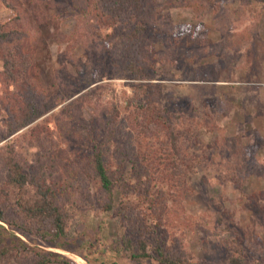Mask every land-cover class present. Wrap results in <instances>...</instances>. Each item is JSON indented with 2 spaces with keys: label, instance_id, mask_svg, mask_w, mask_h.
Wrapping results in <instances>:
<instances>
[{
  "label": "rangeland",
  "instance_id": "rangeland-1",
  "mask_svg": "<svg viewBox=\"0 0 264 264\" xmlns=\"http://www.w3.org/2000/svg\"><path fill=\"white\" fill-rule=\"evenodd\" d=\"M163 3L157 0L159 12L153 15L152 23L156 32L170 31L171 36L164 35L163 42L150 41V76H102L65 97L38 119H49L53 139L63 151L59 152L60 158L67 156L72 164L76 161L75 174L67 168L61 173L74 174L77 181H68L60 172L52 174V178L60 176L58 197L67 212L69 234L99 239L104 245L100 252L84 247L82 252L88 259L49 246L47 249L65 254L74 264H93L91 260L96 264H163L154 256L138 257L133 248L121 249L118 244L126 237L133 242L147 237L148 250L153 254L154 239L163 233L165 252L190 262L216 264L241 254L248 264H264V1L252 0L244 6L239 0H194L192 5L183 0V4L169 9ZM14 15L15 11L0 0V22L4 24ZM75 23L76 19L66 14L56 15L37 33L34 57L46 94L58 92L55 70L65 69V75L75 73L69 64L65 65L67 49L85 58L82 43L66 40L73 35ZM183 24L198 29L197 34L180 35L178 28ZM105 32H111V28L103 30L102 35ZM104 41H99V50L103 46L112 53L120 52L119 39ZM138 84L152 85L154 97L158 98L156 105L167 109L160 113L178 138L184 160L179 162L181 171L189 173L183 174L181 185L162 174L150 156L138 165L133 160L121 161L114 142L108 167L111 177L119 178L114 184L115 207L103 209L105 197L98 190V181L89 176L85 156L88 151H82L88 149L82 134H88L97 100L103 114L116 106L122 126L134 130V114L126 100ZM3 95L0 82V147L8 140L20 162L34 165L41 150L24 135L34 122L2 138L3 120L7 118ZM82 96L70 108L74 115L71 120L77 122L73 137L59 136L53 113ZM165 129L140 139L142 144L150 145L149 155L160 154V148L167 147L170 136ZM188 160H195L193 167L183 171L185 165L191 166ZM120 164L123 167H118ZM138 182L150 200L134 208L129 204L137 201L138 195L131 188ZM121 203L127 208L119 211ZM145 208L151 211L145 223L153 226L146 231Z\"/></svg>",
  "mask_w": 264,
  "mask_h": 264
},
{
  "label": "trees",
  "instance_id": "trees-1",
  "mask_svg": "<svg viewBox=\"0 0 264 264\" xmlns=\"http://www.w3.org/2000/svg\"><path fill=\"white\" fill-rule=\"evenodd\" d=\"M1 1L6 7L15 11L10 21L4 24L0 22L2 64L0 82L3 83V108L7 113V118L3 120L5 132L1 135L2 138L8 137L34 122L27 127L24 135L28 140L33 139V144L41 151L34 165L25 166L17 159L14 146L8 140L0 147V264H74L65 254L47 247L72 252L88 259L82 252L84 247L91 252H100L104 245L99 239L69 234L67 212L58 197V189L61 186V181L58 180L60 176L57 177L58 179L52 178V174L59 175V172L66 168L71 172L74 171L75 174L77 170L73 167L76 161L72 164L67 156L60 158L59 154L63 151L59 147V142L53 139V132L48 124L49 119H38L61 103L65 97L73 96L102 76L111 77L122 73L132 78L150 76L152 61L149 55V43L163 42L166 39L164 35L171 36V32L155 31L152 17L159 12L157 0ZM163 1L167 9L176 7L179 3L183 4V0ZM186 1L192 5L194 0ZM239 1L244 6L252 2V0ZM52 11H55L54 15ZM61 14L76 19L73 35L65 38L72 44L82 43L86 47V53L83 58L70 52L69 49L65 51L68 53L65 65L69 64L75 73L65 75V69L55 70L58 92L46 94L40 85V71L35 62L34 45L37 42V33L41 31L40 28L52 22L56 15ZM243 20L246 21V18ZM167 25L171 26L170 23ZM108 28H111V32L102 35L103 30ZM178 32L180 35L188 33L196 35L198 29L193 30L189 24H183L179 26ZM59 35L60 33L57 37ZM103 36L106 37L100 40ZM83 37L88 40H81ZM113 37L119 39L120 52L116 51L119 53H112L111 49L103 46L99 50V41L103 43L105 38ZM63 38L59 37V39ZM8 40L11 41L9 44ZM10 86L12 89L9 88ZM132 91L126 100V106L134 114L132 118L135 120L134 130H126L122 126L119 120L120 110L116 106H112L109 111L106 109V113L103 114L97 100L93 118L89 119L88 134L84 136L82 134V140L84 139V145L88 149L82 150L88 151L85 155L88 173L98 181V190L105 197L103 209L107 210L115 207L114 184L119 181V178L111 177L108 167L111 160L110 148L114 142L116 149L121 153V161L133 160L134 164L138 165L150 156L151 159L156 160L155 165L162 174L177 183H182L181 185H184L183 176L189 173L181 171L179 162L184 163V160L178 150V138L174 135L173 128H169L168 119L166 120V117L160 113L166 108L156 105L158 98L154 97L152 85L138 84ZM80 98L83 96L67 102L53 113L52 117L57 126L56 133L59 136H68L69 139L73 137L71 135L76 131L77 122L71 120L74 115L70 108ZM127 119L129 120L130 117ZM118 124L120 128L117 127ZM164 127L166 134L170 136L167 147H161L160 154L149 155L152 154L150 145L147 147L140 139L145 135L155 134L156 130H163ZM194 161L188 160L191 166L185 165V168L182 167L183 171L193 167ZM185 162L188 164L187 161ZM148 164L153 163L149 161ZM118 167H123V164ZM63 173L60 174L61 177ZM78 173L82 174L80 171ZM74 174L63 175L68 181L70 178L77 181ZM137 175L140 178L141 172ZM73 185L74 183L72 187ZM131 191L137 193L138 198L129 206L136 208L146 199L150 200L146 190L141 191L139 188V182L131 188ZM124 208L127 206L121 203L118 210L122 211ZM149 215L151 211L145 208L143 213L145 231L153 227L145 223V218ZM163 242V233L155 237L154 246L151 248L153 254L148 250L147 237L137 238L135 242L126 237L120 239L118 244L121 249L133 248L138 257L154 256L163 264H199L165 252ZM91 262L96 264L94 260ZM216 264H248V262L244 255L233 254L226 261Z\"/></svg>",
  "mask_w": 264,
  "mask_h": 264
}]
</instances>
